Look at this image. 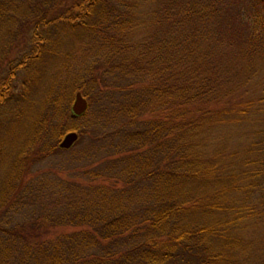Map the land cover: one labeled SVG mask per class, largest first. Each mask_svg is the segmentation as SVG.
<instances>
[{"label":"trees","instance_id":"trees-1","mask_svg":"<svg viewBox=\"0 0 264 264\" xmlns=\"http://www.w3.org/2000/svg\"><path fill=\"white\" fill-rule=\"evenodd\" d=\"M69 52L80 121L50 85L15 130V99ZM263 58L264 0H0V210L31 155L68 149L65 130L97 140L110 121L116 136L41 213L69 228L1 227L0 264H264ZM98 66L111 80L96 90L115 93L106 118L87 114Z\"/></svg>","mask_w":264,"mask_h":264},{"label":"rangeland","instance_id":"rangeland-1","mask_svg":"<svg viewBox=\"0 0 264 264\" xmlns=\"http://www.w3.org/2000/svg\"><path fill=\"white\" fill-rule=\"evenodd\" d=\"M61 43L58 45L59 48H65V51H70V32L60 34ZM21 40V37H19ZM18 40L19 42H21ZM17 45L18 42L16 41ZM21 46V45H20ZM23 48H27L26 45H22ZM15 52V51H14ZM8 53L5 59L16 58L15 53ZM75 55L79 56L80 51H74ZM11 58V59H13ZM84 64H92L93 58L91 55H87ZM74 64V61L71 60L70 63V52L66 55V58L61 56L56 58L54 62H49L47 65H50V72L46 71L41 74L37 79V83L31 88L29 92L22 96H18L14 103L21 109L22 112L18 114L17 118L13 120V125L15 130H17L20 125H22L26 120V112L32 113L35 109L37 102L42 98L45 93V90L48 86L52 85L57 88H64L66 96L70 97V103L72 96L75 90L70 89V69ZM71 65V66H70ZM261 69V74H264V58L262 64L259 65ZM100 67H96L95 71L97 75V84L92 85L89 89L90 95V105L87 108V114L91 115L92 113H97L99 111L100 118H106L108 115V107L111 104V100L115 98V93L108 95L106 91H97V86L103 87L104 82H108L111 79L103 74L100 71ZM60 71V72H58ZM238 78V77H237ZM234 79L235 84L242 85V80ZM18 81L21 79V75L17 76ZM255 82L258 81V78H253ZM264 80V79H263ZM254 81L251 84V87L255 85ZM243 83V82H242ZM245 84L249 83H244ZM15 90L17 91L20 87L16 83ZM62 86V87H61ZM239 90V88H237ZM69 103V105H70ZM105 105H107L105 107ZM65 114L69 116V110H65ZM71 118V117H70ZM74 122H79L80 119L72 117ZM68 122L70 123L69 119ZM250 123V122H249ZM105 127L103 128L104 135L98 137L97 140H93L91 135L87 132L82 136L78 137L74 144L68 147L66 150H54L48 154L44 155H31L27 162L26 170L24 172V178L21 182V185L18 188V191L12 199L8 201L6 206L0 210V228H18L19 231H24L25 233H32L34 236L33 239H41L45 237H52L59 228L67 229L69 226L59 227L48 224L41 213L45 212L47 209L50 210L52 203L56 198V184L58 180H63V178H69L74 173H77L80 168H75V166L88 165L90 162L93 163L96 160L102 159L104 154V147L111 141H114L116 138L115 135L108 132L109 127L112 126L110 121H107ZM67 125V124H66ZM244 127L235 128L238 131L243 129L247 130L248 125L244 124ZM92 132V131H91ZM248 133V131H246ZM0 134L4 135L3 127L0 129ZM246 140V139H241ZM233 144V143H232ZM83 149H86L85 151ZM88 152V156L85 157L83 152ZM35 151V147L30 149V152ZM81 151V152H80ZM81 154L79 158L76 154ZM30 238L31 236L28 235Z\"/></svg>","mask_w":264,"mask_h":264},{"label":"water","instance_id":"water-1","mask_svg":"<svg viewBox=\"0 0 264 264\" xmlns=\"http://www.w3.org/2000/svg\"><path fill=\"white\" fill-rule=\"evenodd\" d=\"M87 100L80 90L76 89L73 93L70 103V116L75 117L84 112ZM78 133L74 129L65 130L57 141V145L62 148H68L77 139Z\"/></svg>","mask_w":264,"mask_h":264}]
</instances>
